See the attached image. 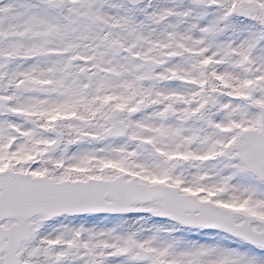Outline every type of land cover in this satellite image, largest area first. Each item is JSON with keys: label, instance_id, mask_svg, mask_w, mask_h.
I'll return each mask as SVG.
<instances>
[{"label": "snow or ice", "instance_id": "obj_1", "mask_svg": "<svg viewBox=\"0 0 264 264\" xmlns=\"http://www.w3.org/2000/svg\"><path fill=\"white\" fill-rule=\"evenodd\" d=\"M0 264H264V0H0Z\"/></svg>", "mask_w": 264, "mask_h": 264}]
</instances>
